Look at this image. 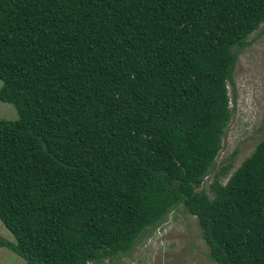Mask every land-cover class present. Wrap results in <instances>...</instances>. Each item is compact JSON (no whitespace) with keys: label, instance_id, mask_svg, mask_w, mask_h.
Wrapping results in <instances>:
<instances>
[{"label":"trees","instance_id":"obj_1","mask_svg":"<svg viewBox=\"0 0 264 264\" xmlns=\"http://www.w3.org/2000/svg\"><path fill=\"white\" fill-rule=\"evenodd\" d=\"M264 0H0V223L24 264L130 253L181 207L215 264H264V138L223 185L234 49Z\"/></svg>","mask_w":264,"mask_h":264},{"label":"rangeland","instance_id":"obj_2","mask_svg":"<svg viewBox=\"0 0 264 264\" xmlns=\"http://www.w3.org/2000/svg\"><path fill=\"white\" fill-rule=\"evenodd\" d=\"M242 49H234L235 64L231 79L225 83L231 118L221 138L214 167L204 177L201 190L207 193L215 172L229 166L217 183L223 185L240 162L264 138V24L246 37ZM17 118L10 104L0 102V120ZM0 238L12 241L0 223ZM0 264H24L23 260L5 248H0ZM88 264H215L208 258L207 249L193 216L181 207L170 211L155 228L136 238L130 253L118 255L112 261Z\"/></svg>","mask_w":264,"mask_h":264}]
</instances>
